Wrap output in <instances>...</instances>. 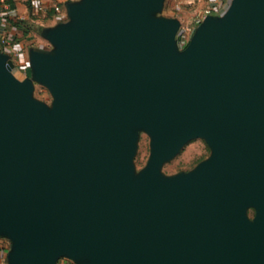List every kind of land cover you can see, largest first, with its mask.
<instances>
[{"label":"water","instance_id":"1","mask_svg":"<svg viewBox=\"0 0 264 264\" xmlns=\"http://www.w3.org/2000/svg\"><path fill=\"white\" fill-rule=\"evenodd\" d=\"M165 2L68 3L42 33L53 49L30 53L32 78L0 54L9 264H264V0H232L184 51ZM139 130L152 153L136 174ZM197 138L212 157L165 178Z\"/></svg>","mask_w":264,"mask_h":264},{"label":"crops","instance_id":"2","mask_svg":"<svg viewBox=\"0 0 264 264\" xmlns=\"http://www.w3.org/2000/svg\"><path fill=\"white\" fill-rule=\"evenodd\" d=\"M78 1L80 0H6L3 3L0 0V44L3 45L0 47L2 48L0 54L9 56L13 61L15 76L21 80L32 78L30 60L32 49H53V45L43 37V31L68 21L67 5L70 2ZM231 3L230 0H212L209 6L217 4L218 6L226 5L225 7L229 8ZM56 6H59L60 11L55 10ZM202 13L203 11L199 15ZM177 19L181 22L177 39L180 33L195 30L192 23L196 22V19H193L189 24ZM4 39L7 40V43H3ZM11 246L10 240L0 237V264H9L8 254ZM62 260H65L67 264L73 263L66 258L59 261Z\"/></svg>","mask_w":264,"mask_h":264},{"label":"rangeland","instance_id":"3","mask_svg":"<svg viewBox=\"0 0 264 264\" xmlns=\"http://www.w3.org/2000/svg\"><path fill=\"white\" fill-rule=\"evenodd\" d=\"M231 1L232 0H230V2ZM210 2H212V0H166L164 12L158 16L163 15L165 17L179 18L180 20L189 24V22H192L193 19H197L198 15L202 11L210 7ZM225 6L226 5L223 7ZM227 10L228 8L225 7V11L222 15H224ZM199 25L200 24H196V22L192 23V26H194L195 30ZM195 30L191 32L190 35L186 34V32H183L184 36L180 35V37L184 38V45H181V43L178 41V47L180 51H184L188 47L194 36ZM2 46L3 45L1 43L0 47ZM1 49L2 48H0V51ZM34 98L46 103L48 106H51L54 101V97L52 96L49 89L39 84L36 86ZM137 134L138 141L136 153L133 158V165L135 168V173L139 174L144 171L149 164L152 153V138L147 132L143 130H139ZM212 154L213 150L204 138L193 139L184 145L175 157L167 161L162 166L161 173L165 178H174L181 174L191 173L195 171L202 163L209 160L212 157ZM249 215L252 218L254 216V210H250ZM66 259L73 261V263L70 262L71 264H77L72 259ZM58 263L60 264V261Z\"/></svg>","mask_w":264,"mask_h":264},{"label":"built area","instance_id":"4","mask_svg":"<svg viewBox=\"0 0 264 264\" xmlns=\"http://www.w3.org/2000/svg\"><path fill=\"white\" fill-rule=\"evenodd\" d=\"M3 3H5L6 0H1ZM55 10L56 11H60V8L59 6H56L55 7ZM225 11V7L223 6H218L217 4H213L212 6H210L209 8H206L203 13L201 15H199L197 17V19L195 20L196 21V24H201L203 22V20L207 17V16H220L224 13ZM192 31H188L186 32V34L190 35ZM181 36H184L183 32L182 34L180 33ZM179 35V38H178V41L179 43H181V45H184V38L180 37ZM3 43H7V40L4 39L3 40ZM60 264H67V262L65 260H62L60 262Z\"/></svg>","mask_w":264,"mask_h":264}]
</instances>
